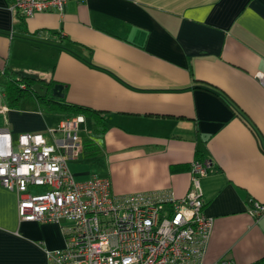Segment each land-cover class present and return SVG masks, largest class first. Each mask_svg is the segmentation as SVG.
<instances>
[{
    "label": "crops",
    "instance_id": "obj_1",
    "mask_svg": "<svg viewBox=\"0 0 264 264\" xmlns=\"http://www.w3.org/2000/svg\"><path fill=\"white\" fill-rule=\"evenodd\" d=\"M9 3L0 0V130L14 149L20 134L82 115L75 178L108 177L115 194L175 197L190 186L191 161L207 158L205 264L222 256L264 264V215L249 213L254 200L264 203V86L253 77L264 70V0H69L62 13L21 21ZM18 75L61 84L54 99L96 110L105 130L93 134L87 115L33 93L9 99L7 82ZM95 157L106 174L87 168ZM17 201L0 184V264H46V252L64 246L63 231L21 220Z\"/></svg>",
    "mask_w": 264,
    "mask_h": 264
},
{
    "label": "built area",
    "instance_id": "obj_2",
    "mask_svg": "<svg viewBox=\"0 0 264 264\" xmlns=\"http://www.w3.org/2000/svg\"><path fill=\"white\" fill-rule=\"evenodd\" d=\"M69 0H10L14 21L39 12L62 13ZM253 77L264 86V70ZM24 87V84L20 85ZM82 115L63 119L46 134L25 132L14 149L0 130V184L18 195L21 220L58 224L65 244L46 252V264H205L213 218L203 212L200 179L211 161L194 159L190 186L181 197L169 190L115 194L108 177L76 180L69 162L81 151ZM249 213L264 215L253 201ZM210 264H232L222 256Z\"/></svg>",
    "mask_w": 264,
    "mask_h": 264
},
{
    "label": "trees",
    "instance_id": "obj_3",
    "mask_svg": "<svg viewBox=\"0 0 264 264\" xmlns=\"http://www.w3.org/2000/svg\"><path fill=\"white\" fill-rule=\"evenodd\" d=\"M38 81L40 80L37 78H33L30 76H25V75H18L17 77H11L6 85V91H7L8 98L11 100L17 101L21 97L33 93V95L37 98V100L41 104L43 103L51 107L56 106V107H59L60 109L69 110L72 113H82V114L87 115L92 120L91 121L92 133L97 136L99 134H102V132L105 130V120L99 112L91 108L85 107V106H77L73 104L59 103L58 101L54 99L55 96L52 95L51 88L54 85V83L52 82L45 83V85L48 86L47 94L44 97L39 96L32 89V85ZM21 84H24V87H21L20 86Z\"/></svg>",
    "mask_w": 264,
    "mask_h": 264
},
{
    "label": "water",
    "instance_id": "obj_4",
    "mask_svg": "<svg viewBox=\"0 0 264 264\" xmlns=\"http://www.w3.org/2000/svg\"><path fill=\"white\" fill-rule=\"evenodd\" d=\"M32 89L35 93H37L41 97H44L48 92V86L41 82L34 83L32 85ZM62 89H63V86L61 84H58V83L55 84L51 88L52 95L62 97L63 96Z\"/></svg>",
    "mask_w": 264,
    "mask_h": 264
},
{
    "label": "rangeland",
    "instance_id": "obj_5",
    "mask_svg": "<svg viewBox=\"0 0 264 264\" xmlns=\"http://www.w3.org/2000/svg\"><path fill=\"white\" fill-rule=\"evenodd\" d=\"M85 162H87L86 164H88L87 168L89 169V171H92L98 174L107 173V165L103 162L102 158L95 157L94 159L85 160ZM75 179L78 180L77 178Z\"/></svg>",
    "mask_w": 264,
    "mask_h": 264
}]
</instances>
